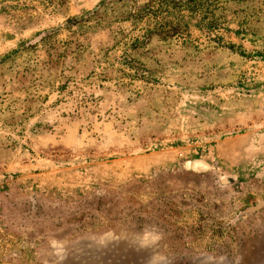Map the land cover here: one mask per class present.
<instances>
[{
  "label": "rangeland",
  "instance_id": "obj_1",
  "mask_svg": "<svg viewBox=\"0 0 264 264\" xmlns=\"http://www.w3.org/2000/svg\"><path fill=\"white\" fill-rule=\"evenodd\" d=\"M192 1L0 0V264H264V0Z\"/></svg>",
  "mask_w": 264,
  "mask_h": 264
},
{
  "label": "clouds",
  "instance_id": "obj_2",
  "mask_svg": "<svg viewBox=\"0 0 264 264\" xmlns=\"http://www.w3.org/2000/svg\"><path fill=\"white\" fill-rule=\"evenodd\" d=\"M134 237L135 245L139 250L151 251L146 264H172V259L159 250L164 240V232L157 225L146 224L139 232L134 233ZM112 238L115 237L106 234L102 239L106 241Z\"/></svg>",
  "mask_w": 264,
  "mask_h": 264
},
{
  "label": "trees",
  "instance_id": "obj_3",
  "mask_svg": "<svg viewBox=\"0 0 264 264\" xmlns=\"http://www.w3.org/2000/svg\"><path fill=\"white\" fill-rule=\"evenodd\" d=\"M179 4L181 6H184L185 3L184 2H179ZM189 4L190 5H187L189 6V10L190 11H193L195 13H198L202 16H205L207 13H210L208 11V7H209V4L208 3H202V2H199V1H192V0H189ZM178 32L177 29H174V34Z\"/></svg>",
  "mask_w": 264,
  "mask_h": 264
}]
</instances>
